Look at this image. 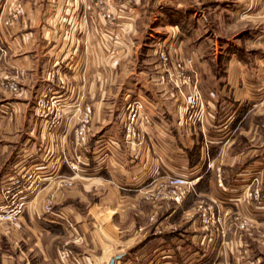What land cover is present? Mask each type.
Listing matches in <instances>:
<instances>
[{"label":"crops","instance_id":"0c3cea01","mask_svg":"<svg viewBox=\"0 0 264 264\" xmlns=\"http://www.w3.org/2000/svg\"><path fill=\"white\" fill-rule=\"evenodd\" d=\"M17 1L19 21L0 25V81L18 86L17 92L0 87L1 190L7 173L29 172L34 179L21 178L23 213L0 220V264H107L118 254L114 264H264V233L261 246L254 234V224L264 227V215L245 194L254 174L263 178L264 194V153H254L255 132L264 128V0H143L135 18L121 24L118 43L101 38L112 26L87 9L91 0H0L2 14ZM206 12L222 13L240 29V37L225 40L212 56L194 44ZM147 15L157 18L161 33L150 49L156 69L148 85L164 92L121 93L124 84L138 86L133 55ZM161 46L166 63L156 54ZM187 58L192 67L180 87L174 67ZM221 64L216 76L211 67ZM54 67L58 78L51 83ZM202 71L221 82L218 93H201L203 122L192 123L179 93H191L193 75ZM52 90L75 98L73 113L92 112L84 146L71 122L52 134L44 120H35L41 109L32 102ZM139 97L156 112L150 111L152 124L128 141V105ZM78 154L77 169L61 159ZM209 161L221 166L222 188ZM169 175L199 176L198 196L181 204L160 198ZM219 192L233 199L216 201L212 194ZM4 197L0 207L11 200ZM212 213L214 222L207 220ZM241 218L250 221L246 228L236 227ZM63 249L78 260L61 258Z\"/></svg>","mask_w":264,"mask_h":264},{"label":"rangeland","instance_id":"374dc122","mask_svg":"<svg viewBox=\"0 0 264 264\" xmlns=\"http://www.w3.org/2000/svg\"><path fill=\"white\" fill-rule=\"evenodd\" d=\"M57 1L58 0H54V4H56ZM201 10H203V9H201ZM1 12L2 11H0V13ZM223 13H227V12L226 11L224 12V10H223ZM227 14H229V13H227ZM178 18H181V17L176 16V19H178ZM232 20L233 19L229 18L228 16H224L222 13L216 14L215 12H206L205 17H202L199 19V28L197 29L196 35L194 37V40H195L194 44L197 46L201 43V45L204 46V48L206 47V50L208 52V54H207L208 56L217 55L219 46L222 43H225L224 42L225 40L235 41L237 36L240 37V34H239L240 29H238V25L235 26V25L231 24ZM156 22H158L157 18L156 17L151 18V15H147L146 18H143L144 26H141L142 31H141V34L138 35L139 47L137 48L135 55H133L134 56V59H133L134 60L133 61L134 74H132V75H136L135 79L132 78L134 80L133 86L135 84H138V86L132 87V89H131V88H125V84H124L123 87H121L122 88L121 93H163L164 92L163 89L156 91L155 87H153V89H150L149 85H148V81L149 82L155 81V79H154V81L152 79L150 80L149 74H154L155 73L154 69H156V68H153V65H152L153 58L156 56L154 53H152V51L150 49H153L152 46L155 45L154 43L158 41V38L161 35L160 31H158L160 28L158 26H156ZM139 24L142 25V23H139ZM154 26H156V27H154ZM101 34L103 35V37L101 35V38H103L104 41H106L105 38L108 39L107 41H110V39L108 38V34H106L105 31H103ZM160 49L163 50V47L162 46L158 47L157 51ZM157 53L158 52H156V54ZM181 64L183 66V64H185V63L181 62ZM185 66H187V67L183 70L182 73H184V75L186 76V81H188V77H187L186 73H188V71L190 70L189 69L190 67H188V65H186V64H185ZM163 67L165 68V67H167V65H165V64L160 65L159 69L160 68L162 69ZM211 68H212L211 71L214 72L216 74V76H218L222 72L224 67L221 64L218 66H212ZM174 69H175V79H177L179 81V82H177V84L180 87H182L183 83H180V80L183 79L181 70H178L176 67H174ZM202 70H203V68H202ZM193 77H194V79L191 82V84H192L191 86L192 87L196 86L197 91H199L200 93H209L212 89L215 90L216 93H218L216 90H218L219 83L221 82L220 79L217 80L213 77H212V79L208 78L207 74H205L204 71L201 72L200 77L197 76V74H196V76L193 75ZM57 78H58V74H57L56 68L54 67L50 71V79H51L50 82L54 83ZM60 84H62V83H60ZM165 85H166L165 87H167L168 85H170V87L173 86L171 82L168 83V85L167 84H165ZM261 88L262 87H260V89ZM52 91L51 92L47 91V93H51V95H48V94L46 95V99L49 103L48 108L42 109L38 105V100H39L38 98H37V100L34 99V101L32 102L33 106H35V107L39 106L41 109L37 113H35V120H37V121L41 120L42 122L44 120V122L47 124L48 131H50L52 134L56 133L57 126L62 124V122H71L74 126L73 130L75 131V135H76V128L80 124V119H82V117L85 116V113H88L89 116H88V119L86 122V127L88 130L89 136H91L92 128L89 124V121H90L92 112L90 111V109L83 110V113H82V111H79V113H73L72 112L73 110L70 109L71 104L78 105V104L74 103L75 98L72 97V98L65 99L64 98L65 95L61 96L58 94L59 92H55V91L52 92ZM43 93H45V92H43ZM188 95H190V93L184 92V96H188ZM180 98L183 100L182 97H180ZM263 99H264V97H263ZM82 100L83 99H81V102H82ZM81 102L79 104H82ZM67 107H69V108H67ZM56 108L59 109L58 114H57ZM23 116H25V119L27 120L28 114L26 113ZM188 120H189V118H188ZM189 122L194 123V122H197V120H189ZM26 131H27L26 129H23L21 131L20 135H22V133H23V135H25ZM124 131H125V128H124ZM11 133L12 132L10 131L9 135H11ZM255 136H259V140H262V143L259 145V140L257 139V141H256L255 137H254V153L256 155L257 154L261 155L262 153H264V128L257 129L255 132ZM17 139H19L18 135H17ZM76 140H77V138H76ZM241 144L245 145L242 141H241ZM16 146L18 148L17 144H16ZM17 148L14 146L13 147L11 146V150H13V149L16 150ZM11 150H9V152ZM62 157L63 158H61V159H63L64 161H68V162L76 159V155L67 156V157L62 156ZM55 160H56V158H54L53 164L55 163ZM69 165H70V163H69ZM209 168H212V166H209ZM221 171H222V169H221ZM260 179L263 180V178H260ZM260 179H259V177H257L254 174V187L253 188L256 189L257 191H256V193H254V196L249 195V194L247 195V192H250L253 189L252 188L251 190L248 191V189H249L248 188L245 194L247 196L254 198V204L258 205L255 208L259 209L258 213H261L264 215V201H261V197L264 198V194H263V196L261 195V187H260L263 183L260 184V182H261ZM10 180H12L11 174L7 173V175L5 176L4 181H3L4 186H3L2 190H1V186H0V194H2L3 197L9 196V198H10V196H11L12 190L9 191V189H8V186L10 184ZM197 183L193 187L190 188V190L184 195L183 199L180 202H178L179 204H181L185 199L188 201H192L195 197L198 196V194H197L198 190L196 188ZM239 190H241V191L238 193V195L243 192V189H239ZM212 198H214L216 201L226 200V199L230 200V199H233V194L232 193H230V194L224 193L223 194L220 192L217 194L213 193ZM4 199H6V198L4 197ZM199 199L203 200V196L198 198L197 200H199ZM211 215H212L213 219L215 220L216 216L213 215V213L210 214L209 216H211ZM212 222H214V221H212ZM249 222H250L249 220H246L245 218H241L239 221L236 222V227L241 228V229L246 228L250 224ZM257 225L254 224V234H256V233L258 234V241L257 242L261 246V244L263 242L261 241V235L260 234L264 233V227H262L260 225L257 226ZM262 247H264V246H262Z\"/></svg>","mask_w":264,"mask_h":264},{"label":"built area","instance_id":"2783aa9c","mask_svg":"<svg viewBox=\"0 0 264 264\" xmlns=\"http://www.w3.org/2000/svg\"><path fill=\"white\" fill-rule=\"evenodd\" d=\"M80 1V0H78ZM143 0H91L90 6L87 9L92 10L94 16H99L103 18L108 24L112 26L111 31H105L110 37V40L114 43H118L121 39L120 29L121 24L123 22H130L135 18V8L142 2ZM22 12V3L17 1L14 2L10 7H7L5 13H0V24L5 27H10L16 24L21 18ZM159 57L161 58L163 63L168 61V55L164 50H158ZM184 62L188 67L192 66V60L190 58L184 60H178L176 62L175 67L178 70H183L187 67L185 64H181ZM182 78L180 83L186 82V76L182 73ZM177 86H179L176 83ZM0 87L9 91V92H17L18 86L13 81H0ZM180 97L183 98V108L186 111L187 117L189 120H197V122H203V110L204 104L202 100V94L197 91L196 86L192 87V93L188 96H184V93H179ZM48 101L46 99V95H43L38 100V105L42 108H48ZM58 108H56L58 114ZM150 111H155L154 104L147 100L146 98L139 97L137 99L132 100L128 105V116L125 121V133L124 136L128 141L133 140L139 130H144L146 127L152 124V115ZM88 113H85V116L80 119V124L76 128V138L77 144L79 146H84L88 141V130L86 127V122L88 119ZM58 118V117H57ZM83 160V155L78 154L76 159L70 161V165L72 168L77 169L78 163ZM208 166H212L214 171V179L215 183L218 187L222 188V176H221V166L219 164L213 165L210 161L208 162ZM27 172V171H26ZM26 175V176H25ZM23 175H15L10 180V184L8 186L9 191L12 190L10 201L8 203H4L0 207V220L3 219H13L23 213L25 208V199L22 195L24 191V185L21 178H27L30 181L34 179L32 174L27 172ZM199 179V176H182V175H169L166 177L165 182L161 183L162 190L159 194L160 198H169L174 200L175 202H180L184 195L193 187ZM32 184H29L27 187H30ZM38 182L36 181L33 185V188H36ZM256 189H252L250 192H247V195L254 196L256 193ZM207 220L213 221V217L208 216ZM61 258H72L77 261V257L74 256L69 249H63L60 253Z\"/></svg>","mask_w":264,"mask_h":264},{"label":"water","instance_id":"95a60500","mask_svg":"<svg viewBox=\"0 0 264 264\" xmlns=\"http://www.w3.org/2000/svg\"><path fill=\"white\" fill-rule=\"evenodd\" d=\"M120 257H121L120 254L111 257L107 264H114L115 261H116L117 259H119Z\"/></svg>","mask_w":264,"mask_h":264}]
</instances>
